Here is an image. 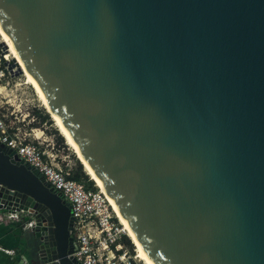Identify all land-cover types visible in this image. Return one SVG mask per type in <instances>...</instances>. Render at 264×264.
<instances>
[{
    "label": "water",
    "instance_id": "95a60500",
    "mask_svg": "<svg viewBox=\"0 0 264 264\" xmlns=\"http://www.w3.org/2000/svg\"><path fill=\"white\" fill-rule=\"evenodd\" d=\"M0 25L154 264H264V0H0ZM15 209L31 264H79L69 204L0 142Z\"/></svg>",
    "mask_w": 264,
    "mask_h": 264
},
{
    "label": "built area",
    "instance_id": "2783aa9c",
    "mask_svg": "<svg viewBox=\"0 0 264 264\" xmlns=\"http://www.w3.org/2000/svg\"><path fill=\"white\" fill-rule=\"evenodd\" d=\"M8 57L9 52L0 36V99L3 90H7L11 84V73L8 70L11 60ZM37 130L41 133L39 136ZM43 134V130L35 127L26 129L20 124H9L7 114L2 112L0 105V142L14 150L24 162L36 168L49 187L60 193L62 199L69 204L72 220L69 233L73 242L70 256L79 264H135L125 243V239H128L127 231L107 196L98 187H87L72 177L71 170L63 165V158H58L53 139L43 149ZM9 220H23V230L35 226L34 217L22 209L5 212L1 210L0 221ZM5 252L12 253L10 250ZM19 264L31 263L21 256Z\"/></svg>",
    "mask_w": 264,
    "mask_h": 264
},
{
    "label": "rangeland",
    "instance_id": "374dc122",
    "mask_svg": "<svg viewBox=\"0 0 264 264\" xmlns=\"http://www.w3.org/2000/svg\"><path fill=\"white\" fill-rule=\"evenodd\" d=\"M2 41L3 37L0 34ZM5 44V43H4ZM6 46V44H5ZM6 49L10 52V48L6 46ZM9 61L14 60L17 64V67L20 69L18 65V61L14 59L13 55L9 54ZM12 74V75H11ZM9 74V78H11L10 86L7 90H3L2 96L0 99L1 110L4 114H7V121L9 124H20L23 128L35 127L43 130L44 134L41 139H44L45 142L42 144V148L46 149V146L53 142L55 143V147L57 149L58 158H63V165L65 168H69L71 170V174H75V172H79L78 163H81L78 159L76 153L72 146L67 142V140L61 135L57 126L55 125L54 120L44 107L39 95L37 94L35 88L26 82V77L14 67L13 72ZM8 78V79H9ZM47 115L45 120H42V117ZM61 137V139H60ZM48 147V146H47ZM81 170L87 174V179L82 180L86 185L91 187H95L94 183L96 181L85 171L83 164L81 163ZM97 188V186H96ZM17 222L19 226L22 225L23 220L20 221H11ZM11 225L5 226V228H10ZM21 228V227H20ZM4 230V225L2 226ZM23 236L20 240L21 246L24 247V252L28 256L29 260L34 261L33 251L31 252L29 245L35 244L36 241L29 231H22ZM29 233L28 237L27 234ZM128 241L130 246H128V250H130L133 255V260L135 264H145L144 261L140 257H138V252L132 240L128 236ZM33 264V263H32Z\"/></svg>",
    "mask_w": 264,
    "mask_h": 264
},
{
    "label": "bare ground",
    "instance_id": "6f19581e",
    "mask_svg": "<svg viewBox=\"0 0 264 264\" xmlns=\"http://www.w3.org/2000/svg\"><path fill=\"white\" fill-rule=\"evenodd\" d=\"M0 34L2 35L3 40H4V42L2 41L3 44L5 43L6 46H8L10 48V52L13 55L14 59H16L18 61V65L20 67V70H21L22 74L26 77V82L29 83L30 85H32L35 88L37 94L39 95V98L41 99L44 107L46 108V110L48 111V113L50 114L52 119L54 120L55 125L57 126V128L60 131L61 135L72 146V148L74 149V152L76 153L78 159L83 164V166L85 168V171L96 181V184L94 183V185L97 186L107 196L110 204L112 205V208H113L114 212L116 213V216L118 217L120 222L124 225L129 238L134 243V245L136 247V250L138 252V257H140L142 259V261H144L145 264H154V262L152 261V259L150 258V256L146 252V250L143 248L142 244L136 238L135 234L133 233V231L130 228L129 224L125 220L124 216L117 210V204L115 203L113 198L111 196H108V191L103 186V184L101 183L100 179L97 177L92 165L86 159V157L81 153V151L79 150L77 144L75 143L74 139L72 138L71 134L65 128V126L63 125L61 119L59 118L57 113L54 111V109L49 104V102L47 101L46 97L44 96V94L42 93L40 88L38 87V85H37L35 79L33 78L32 74L30 73V71L27 70L26 64L21 60V56L18 54V52L16 51V49L12 45L11 41L9 40L8 36L6 35L4 29H3V27L1 25H0ZM1 40H2V38H1ZM6 46H5V48H6ZM10 52H9V54H10ZM40 134H41L40 131L37 130V135L39 136Z\"/></svg>",
    "mask_w": 264,
    "mask_h": 264
},
{
    "label": "crops",
    "instance_id": "0c3cea01",
    "mask_svg": "<svg viewBox=\"0 0 264 264\" xmlns=\"http://www.w3.org/2000/svg\"><path fill=\"white\" fill-rule=\"evenodd\" d=\"M13 221V220H11ZM4 225V230L2 226ZM11 225L10 228L5 226ZM17 222L0 221V264H19L21 256H24L31 263L28 256L24 252V247L21 246L20 240L23 236L22 228ZM31 233V232H30ZM29 233L26 237H28ZM5 250H10L12 253H7Z\"/></svg>",
    "mask_w": 264,
    "mask_h": 264
},
{
    "label": "trees",
    "instance_id": "16d2710c",
    "mask_svg": "<svg viewBox=\"0 0 264 264\" xmlns=\"http://www.w3.org/2000/svg\"><path fill=\"white\" fill-rule=\"evenodd\" d=\"M47 118V115H44L43 117H42V120H45ZM60 139H61V137H60ZM81 168H82V166H81V163H78V169H80V171L79 172H75V174L73 173L72 174V177L74 178V179H76L77 181H80V182H82V180H85V179H87V174H85L82 170H81ZM84 183V182H83ZM85 184V183H84ZM86 185V184H85ZM87 187H91V186H89V185H86ZM125 243L128 245V246H130V244H129V241H128V239L126 238L125 239Z\"/></svg>",
    "mask_w": 264,
    "mask_h": 264
}]
</instances>
